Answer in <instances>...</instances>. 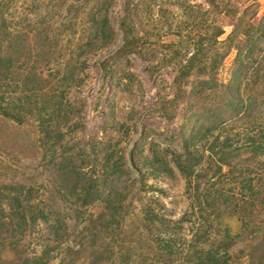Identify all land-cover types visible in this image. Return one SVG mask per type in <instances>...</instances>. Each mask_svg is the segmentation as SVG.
<instances>
[{
	"label": "rangeland",
	"instance_id": "374dc122",
	"mask_svg": "<svg viewBox=\"0 0 264 264\" xmlns=\"http://www.w3.org/2000/svg\"><path fill=\"white\" fill-rule=\"evenodd\" d=\"M46 131L65 133L57 157ZM251 139L264 0H0V264H264ZM227 142L240 154L221 160ZM71 147L85 174L63 184L54 161Z\"/></svg>",
	"mask_w": 264,
	"mask_h": 264
},
{
	"label": "trees",
	"instance_id": "16d2710c",
	"mask_svg": "<svg viewBox=\"0 0 264 264\" xmlns=\"http://www.w3.org/2000/svg\"><path fill=\"white\" fill-rule=\"evenodd\" d=\"M98 10L100 11L101 9L98 8ZM97 13V11H94L93 14ZM92 26H94L96 28V30L98 31V33L100 34L101 38H110L111 34H110V28L107 25L106 19L102 18V19H97L93 22ZM222 29L217 30L216 34H220ZM14 35V34H13ZM27 35V33L22 34V32H18L16 35H14L15 37L11 40L13 42L12 45L19 43L20 41H23V36ZM25 39H27V36H25ZM208 80L204 79L201 81V83L206 84ZM53 119L52 117L49 118V120ZM51 132V131H50ZM49 131H46L44 134V138H45V142L49 144V152L51 153L52 157H57L59 155L55 154V146L56 144H58L61 140V138L65 135V133H57V138H53L54 136L50 134ZM251 143H249L245 148H250L252 150H254L256 152V154H261L264 155V141H255L254 139H251ZM231 142H227L225 145L221 146L219 148V153H220V158L221 160H228L227 156H229L230 158L235 157L236 155H239L240 153L238 152V150H240L239 147L231 146ZM74 147L70 148V151L68 153V155L62 154L60 153V158L58 160H55L54 162H56V170L58 172L57 175V180L61 181L63 184L64 182L66 184H69L70 181H73L74 184L78 182H81V179H83L84 177V172L82 170V167H84L83 162H79L77 163V159L79 158V153L77 152H73ZM73 152V153H72ZM152 161V163H151ZM151 161L149 160L148 162L151 163L152 165H155L156 163H158V159L155 155H153V159H151ZM179 166V170L183 173L189 174V169L191 170V168H193V164L188 162H178L177 163ZM154 169H157V166L154 167ZM108 173L107 176L112 175V174H116V176L120 175V173L122 172V169L120 168V165H117L116 163L112 164L110 171H107ZM243 173V171H242ZM251 178H245V181L243 182L242 180V186H246L245 184L247 183V186L249 188L250 187V183H251ZM10 188H13L14 190V186H10ZM29 187H27V189L25 190V192H28ZM15 190L18 191H24V187L21 186L18 189L15 188ZM83 191H84V198H86L83 202H85L84 204L90 202L92 199L96 198L97 196H100V190L96 188V185L94 184H89L87 187H83ZM110 191V190H109ZM108 191V192H109ZM20 193H17L16 196H14L13 198L18 200L19 197L21 195H19ZM218 195L223 196V193L220 191V193H218ZM216 200L215 198L210 199V201L213 203ZM117 203L113 209H112V215L114 216V214L117 213V211L119 210ZM16 207L18 209H20V212L22 213L24 211V205H22L20 202L16 203ZM96 259H100V258H96ZM213 259H216L215 256L210 257L209 255H207V260H205V262H203L202 259L198 260L197 263L195 264H212L211 262L214 261ZM140 264H144V263H140Z\"/></svg>",
	"mask_w": 264,
	"mask_h": 264
}]
</instances>
